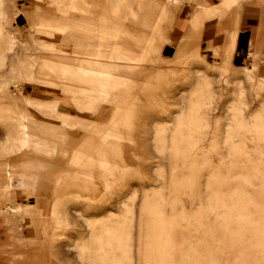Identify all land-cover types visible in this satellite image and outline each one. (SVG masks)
Returning a JSON list of instances; mask_svg holds the SVG:
<instances>
[{
	"label": "rangeland",
	"instance_id": "obj_1",
	"mask_svg": "<svg viewBox=\"0 0 264 264\" xmlns=\"http://www.w3.org/2000/svg\"><path fill=\"white\" fill-rule=\"evenodd\" d=\"M246 1L0 0V264H264Z\"/></svg>",
	"mask_w": 264,
	"mask_h": 264
},
{
	"label": "crops",
	"instance_id": "obj_2",
	"mask_svg": "<svg viewBox=\"0 0 264 264\" xmlns=\"http://www.w3.org/2000/svg\"><path fill=\"white\" fill-rule=\"evenodd\" d=\"M63 17L58 18L57 21L67 23L69 19H66L64 15L68 14L67 10L58 11ZM243 15L242 20L239 23L238 30L235 33L234 41L232 43L233 58L232 61H246L249 60L250 52L254 55H261L264 57V7L263 4L258 0H248L244 2L243 8L240 12ZM163 17L166 15L161 14ZM202 24L194 29H201ZM226 26L227 23H224ZM200 31V30H199ZM201 32V31H200ZM199 32V33H200ZM229 37V35H228ZM263 37V41L258 44L257 40ZM219 44L212 45L213 50L222 51L226 50V43L218 42ZM260 51V52H259ZM226 53L221 55V58H226ZM262 59V58H261ZM260 66V65H259ZM261 67V66H260ZM264 68V65H262Z\"/></svg>",
	"mask_w": 264,
	"mask_h": 264
},
{
	"label": "bare ground",
	"instance_id": "obj_3",
	"mask_svg": "<svg viewBox=\"0 0 264 264\" xmlns=\"http://www.w3.org/2000/svg\"><path fill=\"white\" fill-rule=\"evenodd\" d=\"M77 45H78V47L81 46L80 43H78ZM259 52H260V51H259ZM87 53H90V51H87ZM249 54H250V55H254L253 52H250ZM130 62H131V61H130ZM129 66H130V65H129ZM132 66H133V65H132ZM249 69H250V70H252V69L255 70V63H252V65L249 67ZM53 101H54V102H53ZM27 102H28V101H27ZM30 103H31V102H30ZM35 103L38 104V106H41V104H43V103H41V102H35ZM55 103H56V100H50V101H49V104H50L51 106H53V107L55 106ZM38 108H40V107H38ZM38 108H37V109H38ZM22 120H23V119H22ZM29 124H30V123H29ZM33 128H34V127H33ZM35 129H36V128H35ZM41 132H42V130H41ZM25 135H26V134H25Z\"/></svg>",
	"mask_w": 264,
	"mask_h": 264
}]
</instances>
